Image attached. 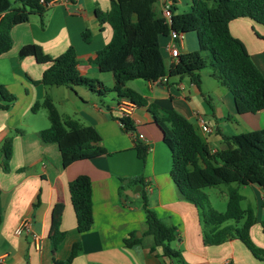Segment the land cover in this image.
<instances>
[{
  "label": "crops",
  "instance_id": "obj_1",
  "mask_svg": "<svg viewBox=\"0 0 264 264\" xmlns=\"http://www.w3.org/2000/svg\"><path fill=\"white\" fill-rule=\"evenodd\" d=\"M166 1L155 0L153 7L157 16H161ZM170 1L173 14L191 9L192 0ZM177 5L188 11L178 12ZM109 8L110 0H71L68 3L56 0L45 7L43 23L37 14H32L28 21L14 25L12 46L0 54V84L15 96L9 108L0 109V146L6 137H12L9 170L0 169V264H54V260L66 259L76 242L81 244L82 250L71 264H264V260L255 258L239 239L218 245L203 243L198 211L192 203L182 199L170 176L171 145L146 106L133 107L130 119L135 131H128L120 121L114 93L98 96L80 86L45 87L34 81L41 79L49 64L39 63L31 55L18 57L20 48L27 44H37L53 57L72 46L79 74L111 88L112 74L102 72L93 62L97 51L112 35L110 25L98 21L97 11L105 12ZM228 28L232 36L244 44L251 60L264 75V25L249 17H237L229 21ZM86 29L91 32L88 42L82 38ZM189 34L195 41L187 38ZM169 44V36L162 38L161 49L167 66L170 64ZM178 45L181 54L198 51L195 32H180ZM206 68L200 71L199 87L188 76L156 81L138 78L126 85L159 109H175L181 113L194 124L208 147L216 151L226 148L224 135L264 128V109L238 113L232 94L211 76L212 69ZM46 94L62 116L93 126L108 154L63 167L57 144L43 143L38 136L40 130L49 126L47 115L41 113V109L35 113L30 110L32 104L41 101ZM136 133L143 135L140 140L148 147L144 161L137 157L134 149ZM79 174L91 180L93 224L83 233L76 229L68 192V182ZM137 176L144 184L149 207L162 220L177 227L178 238L170 247L179 252L180 262L165 255L160 246L152 249L149 235L141 236L145 230V214L140 193L138 197L126 194L128 198L119 195L120 183L125 185L124 191L131 190L138 184H132L129 178ZM239 186L244 188V194ZM239 186L242 208L250 206L255 217L249 229L250 238L264 248L261 227L264 189L255 184ZM227 189L228 185L226 191L221 190L225 203ZM21 226L22 230L16 232ZM55 229L65 232V236L54 249ZM131 232L141 237V241L125 246L123 239Z\"/></svg>",
  "mask_w": 264,
  "mask_h": 264
},
{
  "label": "trees",
  "instance_id": "obj_2",
  "mask_svg": "<svg viewBox=\"0 0 264 264\" xmlns=\"http://www.w3.org/2000/svg\"><path fill=\"white\" fill-rule=\"evenodd\" d=\"M155 0H110L109 10L97 11L100 23H108L112 35L107 44L97 51L93 62L102 72L112 74L111 88L96 79L85 77L77 70L75 49L69 46L61 54L53 57L45 53L37 44H27L20 48L18 57L31 55L39 63H48L41 79L34 81L45 87L75 86L103 96L114 93L117 102L128 99L134 106H146L156 124L171 145L170 176L177 185L182 199L192 203L197 211L202 227L205 245H218L231 239H239L252 253L264 260V248L257 246L249 235L255 222L250 206L242 208L243 196L237 186L255 184L264 189V128L223 136L226 148L212 151L197 132L196 127L175 109H159L126 84L133 79L156 81L162 78L188 76L200 86V71L212 69L211 76L223 85L233 96L238 113H255L264 109V75L255 66L244 44L229 31L228 23L237 17H249L264 25V0H192L190 11L173 14L168 25L154 10ZM45 5L39 0H0V54L12 46L11 29L26 22L32 14H37L43 23ZM195 32L198 51L180 53L174 63L166 65L162 38L170 31ZM82 38L88 42L91 32L86 29ZM207 51L209 59L202 55ZM15 96L0 84V109L9 108ZM44 109L49 126L38 132L43 143H56L62 166L108 154L100 144L101 137L91 125H84L71 116H62L46 94L41 101L30 107L32 112ZM120 121L128 131H135L129 117ZM134 149L137 157L144 161L147 145L135 138ZM12 155V137L4 139L0 146V169L9 170ZM123 181L124 179H120ZM132 184L140 185L141 207L145 214V230L141 236L149 235L152 249L160 246L165 255L180 262L177 250L170 243L178 238L177 227L162 220L149 207L147 193L139 176L129 178ZM228 185L224 211L214 209L207 187ZM231 184H235L232 186ZM125 185L120 183L118 193L123 198ZM68 192L79 233L88 231L93 224L91 180L79 174L68 182ZM1 222V217H0ZM264 231V220L261 221ZM65 232L55 229L52 245L58 247ZM141 237L131 232L123 239L125 246L140 243ZM79 242L72 245L68 257L54 260V264H71L81 252Z\"/></svg>",
  "mask_w": 264,
  "mask_h": 264
},
{
  "label": "built area",
  "instance_id": "obj_3",
  "mask_svg": "<svg viewBox=\"0 0 264 264\" xmlns=\"http://www.w3.org/2000/svg\"><path fill=\"white\" fill-rule=\"evenodd\" d=\"M56 0H39V3L47 6L50 3H54ZM65 3L70 2L71 0H61ZM172 8H171V1L167 0L162 8H161V17L164 18L165 22L170 25L172 23ZM169 37L171 39V44L167 46L170 56V63H174L177 60V56L180 54V48L178 45L179 39H180V33L177 31H170ZM163 80H166V78H162ZM134 105L128 100V99H122L118 102V110L121 113V117H129L132 114ZM201 124H203L202 119L200 120ZM135 136L138 139H143V135L140 133H136ZM214 151V150H213ZM22 230V226L17 228L16 232H20Z\"/></svg>",
  "mask_w": 264,
  "mask_h": 264
},
{
  "label": "rangeland",
  "instance_id": "obj_4",
  "mask_svg": "<svg viewBox=\"0 0 264 264\" xmlns=\"http://www.w3.org/2000/svg\"><path fill=\"white\" fill-rule=\"evenodd\" d=\"M176 8L178 12H182L183 10L188 11L187 8H182V6L180 5H177ZM187 38L195 41V37L192 34L187 35ZM197 50H198V47H197ZM202 55L205 56L206 59H209V54L207 51L202 52ZM206 69L208 70L209 68H206ZM40 111H42L41 113L46 114V111L44 109H41ZM239 187H240L239 191L242 194H244V188L242 186H239ZM221 190L226 191V184H221L219 186H214V187H207L203 189V191L208 195V200L210 204L213 206V208H215L218 211L219 210L223 211L225 210V207H226L225 198H224V195H222Z\"/></svg>",
  "mask_w": 264,
  "mask_h": 264
},
{
  "label": "water",
  "instance_id": "obj_5",
  "mask_svg": "<svg viewBox=\"0 0 264 264\" xmlns=\"http://www.w3.org/2000/svg\"><path fill=\"white\" fill-rule=\"evenodd\" d=\"M140 188H141L140 185H136L131 190H125L124 193L127 194L128 196L138 197Z\"/></svg>",
  "mask_w": 264,
  "mask_h": 264
}]
</instances>
